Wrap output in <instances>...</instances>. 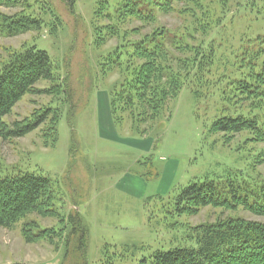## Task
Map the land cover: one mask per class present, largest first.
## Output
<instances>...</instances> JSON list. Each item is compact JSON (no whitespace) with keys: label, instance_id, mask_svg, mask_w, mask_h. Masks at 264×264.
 Segmentation results:
<instances>
[{"label":"rangeland","instance_id":"1","mask_svg":"<svg viewBox=\"0 0 264 264\" xmlns=\"http://www.w3.org/2000/svg\"><path fill=\"white\" fill-rule=\"evenodd\" d=\"M36 1V6L44 7L46 24L36 32L0 37V63L9 52L34 44L48 53L55 73L54 80L40 81L36 88L60 85L61 89L56 95H25L4 122L22 121L40 108H58L62 112L58 140L45 147L41 126L22 137L0 138V177L19 172L48 177L60 214L78 212L88 230L86 260L71 255L63 259V240H58V248L42 241L25 242L19 222L12 228L0 227V264H150L155 251L190 247L191 228L201 224L230 218L264 223V217L242 208L206 206L190 216L170 214L167 201L192 181L231 175L260 188L264 162H258L257 156L264 143L253 142L247 132H209L211 122L225 113L224 104L212 93L194 96L193 79L167 102L159 120L139 127L142 132H133L127 114L118 126L109 115L108 98L119 76L102 74L100 65L122 41L105 38L107 21L94 13L99 0H75L72 5L68 0ZM15 11L0 8L6 14ZM54 21L58 25L52 30ZM187 22L160 13L154 25L183 33ZM243 22L235 21L234 31L245 29ZM261 23L250 31L264 34ZM143 26L141 32L151 30ZM219 27H214L215 33L221 32ZM99 37L105 38L103 44L98 45ZM29 219L42 228L61 227L51 218L31 215ZM255 264H264V257Z\"/></svg>","mask_w":264,"mask_h":264},{"label":"trees","instance_id":"2","mask_svg":"<svg viewBox=\"0 0 264 264\" xmlns=\"http://www.w3.org/2000/svg\"><path fill=\"white\" fill-rule=\"evenodd\" d=\"M68 1L72 5L75 0ZM230 1L234 2L229 4ZM37 3L0 0V8L18 9L11 14L0 12V37L36 32L44 27V7L36 6ZM94 13L107 21L105 38L122 41L100 65L102 74L119 76L108 98L115 124L121 127L127 114L133 132H142L139 127L159 120L167 102L193 79L194 96L212 93L224 104L225 113L211 122L209 132H247L253 142L264 143V34L250 31L254 24L262 22L261 27L264 26V0H99ZM160 13L188 20V30L183 28V33H177L155 26ZM242 20L245 29L238 33L231 25ZM57 25L54 21L51 29ZM143 25L151 30L141 32ZM219 26L223 27L221 32L215 33L214 27ZM100 37L98 45L105 40ZM54 76L50 56L34 44L9 52L0 63L2 140L22 137L41 126L43 145L57 142L62 115L58 108H40L22 121L4 122L25 95L58 94L60 85L36 88L40 81H52ZM257 161L264 162V151L258 154ZM252 185V181L231 175L192 181L167 201L166 209H171L172 215L190 216L206 206L242 208L264 217V182L260 188ZM52 189L51 180L40 174L19 172L0 177V227L12 228L20 222V235L25 242L42 241L58 248V240H63V259L71 255L85 261L88 230L78 212L67 217L60 214ZM31 215L54 219L61 227L42 228L29 219ZM191 229L194 243L190 247L155 251L150 264H255L264 257V223L230 218Z\"/></svg>","mask_w":264,"mask_h":264},{"label":"crops","instance_id":"3","mask_svg":"<svg viewBox=\"0 0 264 264\" xmlns=\"http://www.w3.org/2000/svg\"><path fill=\"white\" fill-rule=\"evenodd\" d=\"M109 115H110V112H109Z\"/></svg>","mask_w":264,"mask_h":264}]
</instances>
